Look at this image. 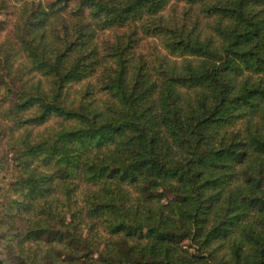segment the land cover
I'll use <instances>...</instances> for the list:
<instances>
[{
  "label": "trees",
  "instance_id": "trees-1",
  "mask_svg": "<svg viewBox=\"0 0 264 264\" xmlns=\"http://www.w3.org/2000/svg\"><path fill=\"white\" fill-rule=\"evenodd\" d=\"M16 3L0 264H264V0Z\"/></svg>",
  "mask_w": 264,
  "mask_h": 264
},
{
  "label": "rangeland",
  "instance_id": "rangeland-1",
  "mask_svg": "<svg viewBox=\"0 0 264 264\" xmlns=\"http://www.w3.org/2000/svg\"><path fill=\"white\" fill-rule=\"evenodd\" d=\"M7 2V5L5 6L4 9L0 10V19L4 20V25H2L3 31H0V40L4 36L6 31L11 30V24H12V19L14 18L15 11L13 10L17 8L16 6V0H5ZM13 12V14H12ZM17 64V62L14 63V66ZM6 150L5 146L3 145V141L0 142V154L3 153V151ZM258 186L260 190L264 194V184L259 182ZM76 196L80 197L81 193L79 194L78 190L76 191ZM182 245L186 246V242H182Z\"/></svg>",
  "mask_w": 264,
  "mask_h": 264
}]
</instances>
